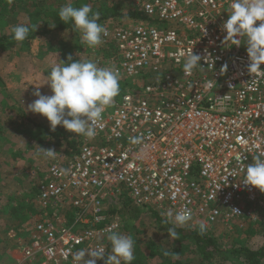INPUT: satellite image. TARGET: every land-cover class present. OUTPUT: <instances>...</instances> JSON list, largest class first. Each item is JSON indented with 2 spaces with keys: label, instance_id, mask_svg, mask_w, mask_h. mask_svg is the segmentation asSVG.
<instances>
[{
  "label": "built area",
  "instance_id": "obj_1",
  "mask_svg": "<svg viewBox=\"0 0 264 264\" xmlns=\"http://www.w3.org/2000/svg\"><path fill=\"white\" fill-rule=\"evenodd\" d=\"M131 1L147 21L100 23L108 34L92 62L119 70L120 92L96 136L69 132L75 152L52 148L55 159L40 157L24 171L37 214L15 237L20 264H80L75 253L101 246L106 254L122 221L108 219L105 202L122 191L169 224L190 209L185 226L203 222L208 236L259 220L264 193L242 182L245 166L264 158V73L247 71L245 44L225 41L232 0ZM192 49L210 60L188 75ZM137 136L140 145L130 142Z\"/></svg>",
  "mask_w": 264,
  "mask_h": 264
},
{
  "label": "rangeland",
  "instance_id": "obj_2",
  "mask_svg": "<svg viewBox=\"0 0 264 264\" xmlns=\"http://www.w3.org/2000/svg\"><path fill=\"white\" fill-rule=\"evenodd\" d=\"M74 1L46 0V3L44 1L45 12L59 10L63 5ZM86 4L94 5L98 12L101 10V6H104L108 11L116 7L119 16L115 19L109 16L102 23L128 24L133 21L132 19L124 18L128 13L135 11V6L131 0H86ZM28 6L32 8V6ZM43 12L41 15H44ZM106 15L108 16L109 13ZM46 18L44 16L37 18L26 17L25 13L20 12L15 16L6 18L4 22L2 20L0 23V35H14L13 28L15 26L27 25L30 27L33 23L41 25V23L46 22ZM71 38L72 35L69 32H55L45 37H38L25 44L17 43L6 50L0 51V128L3 132L2 140L0 141V207L6 200L13 201L11 205H14V207L19 204L18 201H23L22 203H26V205L30 202L33 203L31 212L23 211V216L21 215L19 219H11L13 216L9 211V214H0V252L4 251L6 253L0 259V264H20L22 260L20 253L17 252L16 238L17 236L20 237L31 226L37 214L32 193L23 192V190H27L24 171L34 164L35 159L38 160L37 162L42 161L40 157L37 158L35 156L36 146L50 148V144L44 142L48 137V133H54L62 127L57 126L55 131H52L47 119L28 111V105L38 98L34 95L36 91L47 96L53 94L47 85L48 81L45 77L50 74L54 64L62 61L63 57L67 58L66 55L68 57L71 56L72 60L73 58L85 60L84 53H81L82 50H79L80 48H72L73 42ZM91 54L93 57V52ZM10 63L12 64L10 65ZM21 113H24L25 119L22 118ZM35 125L48 130V133L43 131L40 134L41 140H44L41 142L42 144H38L36 140L38 130ZM111 203L113 201L105 203L107 212L114 206ZM110 216L113 217L115 214L112 213ZM118 217L122 221V229L119 233L131 236L133 241H139L140 247L146 255L148 251L145 248L148 241L163 248L171 246L167 232L160 228L144 209H142L141 216L135 220H127L122 215ZM241 224L242 227L239 232H233V226L235 225L233 224L231 229L219 226L214 229L211 235L219 241L223 240V243L227 242L229 247V242L233 245L237 238L239 241L236 246L241 243L244 244V242L247 243V241L255 242L258 232L245 233L244 231L249 229V224L247 221ZM253 230L257 231L255 225ZM188 251L189 258L195 261L194 252ZM110 253L111 248L108 251V254ZM80 264H82V261ZM150 264H158V260H152ZM213 264L231 263L222 262L221 257L218 256Z\"/></svg>",
  "mask_w": 264,
  "mask_h": 264
},
{
  "label": "clouds",
  "instance_id": "obj_3",
  "mask_svg": "<svg viewBox=\"0 0 264 264\" xmlns=\"http://www.w3.org/2000/svg\"><path fill=\"white\" fill-rule=\"evenodd\" d=\"M229 8L228 19L222 24V29L226 32L225 41H230L235 47L245 44L249 58L247 71L264 73L261 70V65H264V0H232ZM99 16V12H93L88 4L77 8L72 3H67L58 11L59 19L64 24L71 23L73 30L81 33L82 43L89 48L100 46L103 37L108 34L107 29L98 23ZM29 31L27 25L15 26L14 40L25 41ZM241 38H244L243 42ZM202 59L205 62L210 60L208 56L194 54L192 49L183 61V72L190 75L196 69H203L200 63ZM222 70L226 71L227 65ZM45 79L53 94L47 96L36 91L34 95L38 98L28 105V111L46 118L52 131L57 126H62L76 137L94 138L97 134L96 125L103 112L112 105L120 92L119 70L114 66L100 67L90 60L73 61L69 56L67 62L59 61L54 64ZM206 87L211 88L212 84L208 83ZM130 142L140 145L143 137H132ZM56 154L53 149L36 146L37 158L55 159ZM242 183L264 193V158L257 156L250 165L245 166ZM233 211L238 212L235 209ZM167 215L173 217L171 211ZM191 220L190 209L184 208L177 212L171 220L173 227L167 229L168 235L176 237V228L185 226ZM205 231L206 226L201 222L199 233L203 235ZM107 240L111 244V253L107 256L101 246L75 253L74 260L82 261V264H96L97 260H103L104 264H131L135 259L132 237L111 232ZM165 255H168L167 251ZM86 256L88 259H85Z\"/></svg>",
  "mask_w": 264,
  "mask_h": 264
},
{
  "label": "trees",
  "instance_id": "obj_4",
  "mask_svg": "<svg viewBox=\"0 0 264 264\" xmlns=\"http://www.w3.org/2000/svg\"><path fill=\"white\" fill-rule=\"evenodd\" d=\"M44 1L46 3V0H0V23L2 22V20L4 22L6 18L10 16H15L20 12L25 13L26 17H47L46 22L41 23V25H39L38 23H33L29 27V35L23 42L15 41L14 35H0V51H3L4 49L6 50L17 43L25 44L35 40L38 37H45L55 32H69L72 35V48H80L81 50L82 41L78 37L77 32L73 30L72 24H64L59 19V10L45 12L46 6L44 4ZM84 4H86V0H75L72 3V5L77 8ZM28 5L32 6V8H30ZM90 6L93 12H98L97 8L94 5ZM36 9L37 11H35ZM42 9L44 10V12ZM100 9L101 10L99 11L100 16L98 23L104 22L109 16L113 19L119 16L116 11V7H114L111 11L106 10L104 6H101ZM42 12L44 13V15H41ZM107 13H109L108 16L106 15ZM124 18L134 19L137 21H147L143 17V15L137 11H132L131 13H128L126 16H124ZM66 57L68 58V55H66ZM67 58L63 57L62 61L67 62ZM21 116L23 119H25L24 113H21ZM35 127L38 130L36 134V140L38 144H42L41 142H43L44 140H41L40 134L43 131L48 133V130L39 125H35ZM2 136L3 132L0 128V141L2 140ZM44 142L50 144L51 149L63 147L67 149V152L76 151V144H74V142L71 140L69 132L66 131L63 127L55 131L54 133H48V137ZM12 202L13 201L10 200H6V202H3L2 206L0 207V214L10 213L13 216L11 219L14 218V220L15 218L19 219L23 211L31 212V208L33 207V203L31 202L27 203L26 205V203H22L23 201H18L19 204L15 207L14 205H11ZM111 204L114 205L113 208L110 211L106 212L108 214L109 220L112 218L110 216V214L112 213L122 215L127 220H135L141 216L142 209L135 206L131 202V200L126 197L123 191L118 195L116 202L114 200V202ZM115 205L117 206V209ZM144 211H146L149 217L166 232L168 228L173 227L172 224L164 222L160 218V216L156 214V212H153L151 210ZM258 218L259 220L257 222L248 223L249 229L244 231L245 233L258 232V237L255 242L247 241V243L244 242V244L240 242L241 244H239V246H236L239 241L237 238L233 245L231 244V242H229V247L227 242H222L223 240L219 241L217 238L213 236H208L205 233L201 235L199 233L198 228L194 229L186 226L177 227L176 231L178 235L176 237H170L168 235L169 240L171 242L170 247L163 248L148 241L145 248L148 251L147 255L141 249L140 242L137 240L134 241L135 259L131 262V264H150L152 260H158V264H213V262L218 256L221 257L222 262H230L231 264H264V208L258 211ZM254 225L256 226L257 231L253 230ZM239 230H241V227L238 224H235L233 226V232H239ZM110 248L111 244L108 245L105 256H107ZM188 250L194 252L195 261L189 258ZM165 251H167L168 255H165ZM5 254L6 253L4 251L0 252V259L3 258ZM96 262L97 264H104L103 260H98Z\"/></svg>",
  "mask_w": 264,
  "mask_h": 264
},
{
  "label": "crops",
  "instance_id": "obj_5",
  "mask_svg": "<svg viewBox=\"0 0 264 264\" xmlns=\"http://www.w3.org/2000/svg\"><path fill=\"white\" fill-rule=\"evenodd\" d=\"M77 35H78V37L80 38V40H81V33L79 34V32H77ZM82 41V40H81ZM80 50V49H79ZM81 53H84L83 55L85 56V60L84 61H88V60H90V61H92L93 60V57H92V54H91V52H93V50H94V48H89L86 44H84V43H82L81 44ZM73 60H77L76 58H73ZM80 60V59H79ZM81 60H83V59H81ZM12 63H10V65H11ZM14 73V72H13ZM23 79V78H22ZM27 98V97H26ZM24 103H25V99H24ZM25 178V177H24ZM24 191V190H23Z\"/></svg>",
  "mask_w": 264,
  "mask_h": 264
}]
</instances>
